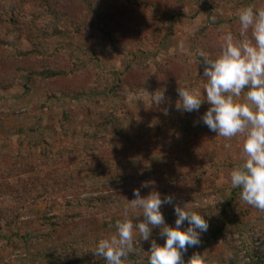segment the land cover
<instances>
[{
  "label": "rangeland",
  "instance_id": "1",
  "mask_svg": "<svg viewBox=\"0 0 264 264\" xmlns=\"http://www.w3.org/2000/svg\"><path fill=\"white\" fill-rule=\"evenodd\" d=\"M26 1L0 0V74L16 79L0 90V264L94 254L90 247L116 234L114 218L137 188L141 196L168 190L177 205L204 212L210 226L182 251L183 264H264V240L255 243L264 211L230 181L243 137L199 122L206 100L199 112L175 108L180 86L203 96L202 57L215 58L225 35L238 34L240 9L264 8V0H28L45 34L35 37L40 53L24 56L33 46L13 19L31 18ZM177 11L160 23L161 13ZM47 67L64 74L29 75ZM160 232L148 241L135 233L122 264H148L151 241L165 242Z\"/></svg>",
  "mask_w": 264,
  "mask_h": 264
},
{
  "label": "clouds",
  "instance_id": "2",
  "mask_svg": "<svg viewBox=\"0 0 264 264\" xmlns=\"http://www.w3.org/2000/svg\"><path fill=\"white\" fill-rule=\"evenodd\" d=\"M237 16L238 34L225 35L215 58L202 57L206 78L203 96L200 91L180 86L175 108L181 113L199 112L206 100L210 107L199 122L217 136L243 137L242 162L231 170V185L241 189L243 202L264 211V8L247 6ZM164 100L163 91L154 99L157 103ZM133 195L135 199L129 200L130 207L141 210L143 220L137 223L127 218L118 220L116 234L101 238L94 249L95 255L104 258L107 264H122L133 249L135 233L148 241L152 229L160 227V235L166 239L163 244L151 241L148 264H183L182 251L200 244L201 234L210 226L208 219L188 211L187 204L177 205L173 195L162 197L153 191L141 196L139 188L134 189ZM164 205L173 206L175 226L166 223ZM127 214L126 208L125 217ZM185 222L188 227L182 228Z\"/></svg>",
  "mask_w": 264,
  "mask_h": 264
},
{
  "label": "trees",
  "instance_id": "3",
  "mask_svg": "<svg viewBox=\"0 0 264 264\" xmlns=\"http://www.w3.org/2000/svg\"><path fill=\"white\" fill-rule=\"evenodd\" d=\"M29 1L27 0L25 2V6L29 7ZM44 3H52V0H40V5ZM31 6V5H30ZM27 12H24V15H27V17H31L28 21L26 22H22L19 18H14L13 21L16 22V25L18 27V29L25 35L27 41L33 46L32 50L28 51V52H24V56L27 55H33V54H38L39 49L38 47H36V35L37 34H45L42 29V26L38 24V19L39 17H41V12H35L34 10H32V8L29 10H26ZM160 14V13H159ZM183 13H179V11L177 12H169V13H161L159 16V21L160 23H167L168 21H171V19L176 18L178 16H182ZM156 34L160 35V37L162 38L164 36L163 32L159 29H157ZM14 59H17L16 57ZM6 60V59H5ZM64 74V71L61 69H54L51 67H47V68H36V69H31L29 70V75L35 78H43L44 80H51V79H56L59 78L60 76H62ZM31 78V77H30ZM31 78V79H32ZM15 76L13 77H9V75H2L0 74V90L2 89H8L14 86L15 84ZM69 120V115L67 112H65L63 119L61 120V124H64V122ZM172 192L168 191V190H164L163 194H161L162 197L167 196V195H171ZM192 200H197V198L193 199L190 198L189 201ZM180 206V205H179ZM230 206L232 207L233 204L230 203ZM182 207V206H181ZM128 209V214L127 217H125V215H120V216H116L114 218V222L116 223L118 220H123L125 218L127 219H131L133 220L134 223L140 222L141 220H143V216H142V211L139 209H132L130 206L127 208ZM188 211H194L196 213H198V211L196 209H187ZM162 212L165 216V220H167L170 224L175 225V220H176V215L174 213V209L172 205H164L162 206ZM202 216L204 214V212H202L201 214ZM187 223V222H185ZM221 228H219L218 230H216L217 232H215L214 234V238H217L218 233L220 232ZM87 242V241H85ZM85 244V243H83ZM90 250H94V248L90 247ZM94 253V252H93ZM92 254L90 256H86L85 258H81L78 259L77 261H75L73 259L74 255L73 253H68L66 255H61L60 259L58 260L57 264H107L106 260H98L97 262H92ZM235 263V262H234ZM264 263V261H263Z\"/></svg>",
  "mask_w": 264,
  "mask_h": 264
},
{
  "label": "built area",
  "instance_id": "4",
  "mask_svg": "<svg viewBox=\"0 0 264 264\" xmlns=\"http://www.w3.org/2000/svg\"><path fill=\"white\" fill-rule=\"evenodd\" d=\"M264 240V237H262V238H260V239H258V238H256V244L257 245H259V244H261L262 243V241ZM221 241V240H220Z\"/></svg>",
  "mask_w": 264,
  "mask_h": 264
}]
</instances>
